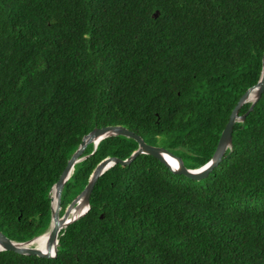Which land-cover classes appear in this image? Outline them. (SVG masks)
<instances>
[{"label": "trees", "instance_id": "16d2710c", "mask_svg": "<svg viewBox=\"0 0 264 264\" xmlns=\"http://www.w3.org/2000/svg\"><path fill=\"white\" fill-rule=\"evenodd\" d=\"M263 51L264 0H0V232L47 230L50 188L95 127L206 163ZM136 148L123 135L88 144L59 213L101 159ZM0 264H264V91L205 178L149 154L114 164L54 257L0 250Z\"/></svg>", "mask_w": 264, "mask_h": 264}, {"label": "water", "instance_id": "95a60500", "mask_svg": "<svg viewBox=\"0 0 264 264\" xmlns=\"http://www.w3.org/2000/svg\"><path fill=\"white\" fill-rule=\"evenodd\" d=\"M263 91L264 51L262 54V63L259 79L254 85L248 87L247 90L238 99L236 105L234 106L229 115V118L224 128L220 133L212 156L206 163L197 168H187L179 156L173 154L168 149L162 146H156L146 143L140 135L136 134L125 126L106 125L93 128L88 133L83 135L78 148L68 159L67 164L61 172L58 180L50 188L51 214L49 226L44 232L48 234V240L45 249L40 250L36 246L27 245L32 243L34 240L38 239L44 233L34 236L29 240L18 242L9 239L2 232H0V250H11L19 254L37 255L46 258L54 257L57 250L58 232L62 228L66 227L69 223L78 219L88 210L89 195L96 179L112 165L129 164L135 157L140 154H149L157 158L161 163L167 166L171 172L175 174L183 175L185 177L195 180L205 178L213 170V168H215L219 164V162L222 160L223 155L225 154L226 149L231 146V135L234 123L236 121H242L244 119L245 115L253 108L254 104L259 99ZM246 102H250L248 110L243 115H239V108ZM115 135H123L125 137L134 139L137 142V148L133 150L130 155L124 159H120L114 156H107L101 159L94 166L83 189L74 198L71 199V201L64 208L62 214H60L59 212L61 209V193L63 187L68 178L70 177L74 164L80 161L81 159L85 158V156H83L82 154L87 145L92 143L94 150L100 140ZM166 155L172 159V163H170V161L165 158ZM50 245L51 248L49 249Z\"/></svg>", "mask_w": 264, "mask_h": 264}, {"label": "bare ground", "instance_id": "6f19581e", "mask_svg": "<svg viewBox=\"0 0 264 264\" xmlns=\"http://www.w3.org/2000/svg\"><path fill=\"white\" fill-rule=\"evenodd\" d=\"M165 158H166L167 160H169L170 163H172V159L169 158L167 155L165 156ZM52 194H53V191H52ZM44 234H45V233H44ZM44 234H42L38 239L34 240L32 243L27 244V245H28V246H31V245H33V246H37L38 242L40 241V239L43 237ZM47 235H48V234H47ZM47 240H48V236L46 237V241L43 243V247H42V248H38V249H40V250H44L45 247H46V245H47ZM50 248H51V245L49 246V249H50Z\"/></svg>", "mask_w": 264, "mask_h": 264}]
</instances>
